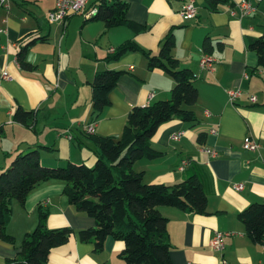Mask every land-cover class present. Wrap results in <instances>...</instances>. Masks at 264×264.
Here are the masks:
<instances>
[{"label": "crops", "instance_id": "1", "mask_svg": "<svg viewBox=\"0 0 264 264\" xmlns=\"http://www.w3.org/2000/svg\"><path fill=\"white\" fill-rule=\"evenodd\" d=\"M122 1L129 4L128 20L142 31L126 26L108 30L82 14L51 22L55 0H11L9 9L0 8V172L19 153L34 148L47 167L73 162L94 167L95 148L85 134L87 125H95L96 136L119 139L132 108L169 100L174 88L163 70L148 69L143 53L131 52L109 62L110 50L133 41L157 55L171 34L173 56L196 78L199 101L192 109L198 123L174 120L162 125L152 145L165 156L137 162L134 170L144 173L147 184H179L188 179L189 170L201 178L208 199L206 214L160 207L168 219L173 264H221L223 260L264 264V244L253 243L239 219L249 206L264 203V69L254 72L257 56L249 49L264 32V1L252 16L241 18V0H231L217 12H211L204 0H194L198 10L194 19L180 14L189 0ZM29 38L40 40L26 54V63L34 69L25 70L18 54ZM207 38L211 53L205 51ZM205 55L217 60L212 71L200 68ZM106 70L123 75L110 93L111 106L96 116L91 84ZM233 90L243 92L236 103L229 98ZM252 97L257 99L254 104ZM19 107L37 113L33 126L14 120ZM212 129L217 135L210 133ZM179 133L183 135L175 141ZM201 134L206 136L203 143ZM249 138L260 144L257 152L243 149ZM203 149L216 151L217 156H208ZM182 161L188 162L183 171ZM238 184H243L242 191L235 189ZM64 190L63 182L46 183L28 196L24 206L13 203L7 233L14 242L0 240V264L21 251L25 236L38 225L39 208L48 213L50 229L73 230L66 244L51 251L48 264H126L120 257L123 242L108 238L103 249L96 250L93 243L80 240L79 233L94 228L96 222L71 205ZM217 233L225 234L221 252L210 246Z\"/></svg>", "mask_w": 264, "mask_h": 264}, {"label": "trees", "instance_id": "2", "mask_svg": "<svg viewBox=\"0 0 264 264\" xmlns=\"http://www.w3.org/2000/svg\"><path fill=\"white\" fill-rule=\"evenodd\" d=\"M204 1L211 12H217L220 7L231 3V0ZM93 9H97V12L88 20L102 22L108 30L122 26L136 32L143 30L128 20L127 2L95 0L87 11ZM38 40L40 39L29 38L22 42L24 44L18 54V62L25 70L34 69L25 59L29 48ZM204 46L205 51L211 53L209 38ZM173 48L174 41L170 34L157 55L128 41L115 48L106 59L109 62L118 61L128 53L141 52L148 59V69L163 70L173 80L174 88L169 100L132 108L119 139L90 135L85 131L95 148L94 167L84 163L47 167L42 164L40 154L34 148L19 153L10 166L0 172V240L14 242V238L7 233L14 202L24 206L28 196L40 186L50 182H63L64 193L70 204L96 222L94 228L79 233L83 243H93L96 250H102L106 240L113 238L125 244L120 257L126 264H173L168 219L161 214L160 207L206 214L208 199L201 178L193 170H189L188 179L182 183L172 186L147 184L144 173L134 170L137 162L156 161L165 156L164 152L152 145V139L162 125L174 120L190 125L198 123L192 109L199 101L196 78L190 69L183 68L173 56ZM249 49L257 56L254 72L264 69V32L250 43ZM122 75L123 72L106 70L95 76L91 87L96 116H100L111 106L110 93L116 88ZM36 118V112L25 111L21 107L14 114V120L27 127L33 126ZM205 137V134H201L199 141L203 143ZM47 219L48 213L39 208L37 227L25 236L21 251L14 259L8 260L7 264H48L51 251L70 240L72 229H50ZM239 219L244 223L251 241L264 244V203L249 206L239 214Z\"/></svg>", "mask_w": 264, "mask_h": 264}, {"label": "built area", "instance_id": "3", "mask_svg": "<svg viewBox=\"0 0 264 264\" xmlns=\"http://www.w3.org/2000/svg\"><path fill=\"white\" fill-rule=\"evenodd\" d=\"M11 0H0V8L9 9ZM91 0H55V7L49 13V20L51 22H66L68 18L76 14H82L86 16V18H90L96 14L97 9H93L91 11L88 10V4ZM264 0H241L238 4L240 10V17L246 18L252 16L256 10L257 5L262 3ZM182 18H190L194 19L198 16V10L195 6L194 0H189L182 8L181 11ZM111 52H114L115 49H111ZM217 60L211 55H205L200 60V68L202 70L212 71L216 65ZM6 78H10L7 74L4 75ZM243 92L241 90H233L229 92V98L232 103H236L239 99L242 98ZM250 101L254 104L257 102L256 97H252ZM85 131L87 134L94 135L95 134V125L89 124L85 127ZM212 135H217V131L212 129L210 131ZM183 133L176 134L173 139L175 141H179L182 137ZM243 149L248 152H257L260 149V144L254 139H247L243 144ZM203 153L207 154L211 157H216V151L210 149H203ZM188 164L187 161H182L180 165V170H184L185 166ZM244 188L243 184L235 185V189L237 191H242ZM225 234L217 233L215 237L212 239L210 246L214 251L221 252L225 248ZM192 264V263H189ZM221 264H232L225 260L222 261Z\"/></svg>", "mask_w": 264, "mask_h": 264}, {"label": "rangeland", "instance_id": "4", "mask_svg": "<svg viewBox=\"0 0 264 264\" xmlns=\"http://www.w3.org/2000/svg\"><path fill=\"white\" fill-rule=\"evenodd\" d=\"M73 163H75V164H79V163H81V162H73Z\"/></svg>", "mask_w": 264, "mask_h": 264}]
</instances>
